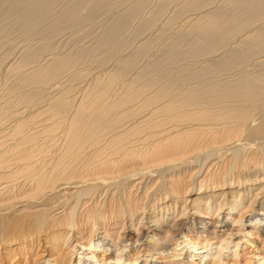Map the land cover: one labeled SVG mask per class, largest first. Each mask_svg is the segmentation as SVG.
<instances>
[{
    "label": "bare ground",
    "instance_id": "obj_1",
    "mask_svg": "<svg viewBox=\"0 0 264 264\" xmlns=\"http://www.w3.org/2000/svg\"><path fill=\"white\" fill-rule=\"evenodd\" d=\"M119 2L0 0V18L18 13L49 47ZM170 5L168 27L189 15L143 64L120 53L122 15L88 48L38 61V41L0 56V72L17 76L14 105L0 106V146L13 140L0 148V264L31 252L29 264H264V0H155L144 27ZM106 50L112 66L84 80L82 60ZM186 57L196 61L177 69Z\"/></svg>",
    "mask_w": 264,
    "mask_h": 264
},
{
    "label": "rangeland",
    "instance_id": "obj_2",
    "mask_svg": "<svg viewBox=\"0 0 264 264\" xmlns=\"http://www.w3.org/2000/svg\"><path fill=\"white\" fill-rule=\"evenodd\" d=\"M114 1V0H113ZM116 1V0H115ZM117 1H120L119 3H117L118 5L116 6V7H114L112 10H110V13H109V10H107V6L106 5H104L105 7H103V6H100V7H98L97 9H95L94 10V12H93V14H95V12H96V16L95 15H93L92 14V12H89V14L91 13V15H93V16H86L85 15V19H86V21L85 20H83L84 18H81L80 20H78L77 22H75V24H73V25H69L68 27H67V30L68 31H66V30H64V31H66V32H61V33H59V34H57L56 35V37H54L55 39H50V40H48L49 42L48 43H50L49 44V47H47L46 45H45V42L44 41H47V40H43V38H42V40L43 41H41V36L42 35H39V34H37V33H35L36 31V28H35V30H32L31 29V27H29L28 25H23L22 23H18V22H20V21H18V20H20V19H18L19 17H18V13H16L17 15H13V16H11L10 17V19H7V21H6V19H2V18H0V19H2V20H0L1 22H0V56L3 54H7L8 53V55H11V56H9L8 57V60H11V59H13V57L15 56V58L16 57H18L19 56V54H20V52H21V49H23L24 47H27V46H30V45H32V46H38V44L40 45V48H41V46H43L41 49L42 50H40V53H41V56H39L38 57V61H41V60H43V59H45V58H47V57H49L51 54H52V52L50 51L51 49H53L54 51V53H55V49H57V48H61L62 49V51H66L69 47L71 48V46L73 47V46H75V45H77V47L78 48H80V46H81V48L83 47V48H88V47H90V45L91 44H93L92 42H94L95 41V39H96V37L98 36V34L100 33V32H102L101 30L103 29V27H104V25H106L107 23H108V21L110 22L111 20H112V18L113 17H117V16H123V18L125 19V26L126 27H124V28H122V27H120L119 29H120V36H121V39L123 40V43L124 44H122L121 45V47H120V50L122 51V52H120L121 54L123 53V54H129V53H131V52H135V51H137V53H138V57H140L139 58V60L138 61H140V63L141 64H143L149 57L151 58V57H153V55L154 54H156V55H158L160 52H161V50H160V48L161 49H163L165 46H166V44H168V42H170L172 39H173V36H175L174 35V33H176V31H178V29H179V27L178 26H181L184 22H185V20H184V18L185 17H187V15H189L188 13L187 14H185V17H183L184 16V14H182L180 17H179V19H176L175 21H176V23L174 24H172V26H174V25H176V26H174L173 28H171V27H168L169 25L166 23V20H167V15H170L169 13L171 12V5L166 9V11L164 10L163 11V13H161V16L157 19L158 20V22H157V20L155 21V26L152 28L151 27V29L150 28H148V29H146L145 27H144V22H146L147 21V19L149 18L148 17V15L150 16V12H152L151 10H153L152 8H154V4H155V0H148V1H146L145 3H144V5L142 6V8L139 10V13L138 14H135V15H131L130 16V14L132 13L133 14V12H131V10H129V8L131 7V5L133 4V2L134 1H137V0H117ZM123 1V2H122ZM151 2V3H150ZM154 4H153V3ZM132 3V4H131ZM121 4V5H120ZM119 5H120V7H119ZM128 5H130V7H128ZM151 5V6H150ZM125 6V7H124ZM153 6V7H152ZM104 8H105V10H104ZM123 8V9H122ZM98 9L100 10V11H98ZM119 9V10H118ZM131 9V8H130ZM168 9H170V10H168ZM127 10V11H126ZM126 11V12H125ZM55 12L56 11H54L53 10V12H52V14H55ZM123 12V13H122ZM129 12V13H128ZM192 12V13H191ZM190 12V14H191V16L193 15V16H195V13L196 12H194V11H191ZM104 13H106V14H104ZM125 13V14H124ZM127 13L129 14L128 15V17H127ZM140 13H142V14H140ZM194 13V14H193ZM88 14V15H89ZM97 15H99V16H97ZM105 15H106V17H105ZM137 15H139L138 17H137ZM18 18H17V17ZM135 18H134V17ZM163 16V17H162ZM192 16V17H193ZM16 17V18H15ZM93 17V18H92ZM101 17V18H100ZM133 17V18H132ZM12 18V19H11ZM87 18H89V19H87ZM91 18V19H90ZM106 18H107V20H106ZM132 18V19H131ZM182 18V19H181ZM106 21H105V20ZM131 19V20H130ZM135 19V20H134ZM93 20H95V21H93ZM101 20V21H100ZM130 20V21H129ZM134 20V21H133ZM137 20V21H136ZM142 20V21H141ZM146 20V21H145ZM160 20V21H159ZM184 20V21H183ZM6 21V22H5ZM82 21H83V24H82ZM88 21V22H87ZM91 23H90V22ZM93 21V22H92ZM129 21V23H128V25H127V22ZM140 22V24H139V22ZM144 21V22H143ZM85 22V23H84ZM162 22V23H161ZM165 22V23H164ZM6 23V24H5ZM88 23V24H87ZM104 25H103V24ZM138 23V24H137ZM161 23V24H160ZM13 24V25H12ZM22 24V25H21ZM86 24V25H85ZM101 24V25H100ZM143 24V25H142ZM166 24V25H165ZM20 25H21V27H20ZM79 25V26H78ZM92 25V26H91ZM130 25V26H129ZM168 25V26H167ZM178 25V26H177ZM26 26H28L29 28H30V30H29V28L28 27H26ZM73 26V27H72ZM77 26V27H76ZM89 26H90V28H89ZM99 26V27H98ZM123 26V25H122ZM140 26V28H137V27H139ZM144 28H143V27ZM8 27V28H7ZM24 27V28H23ZM70 27H72L71 28V30L69 29ZM88 27V28H87ZM167 27V28H166ZM21 28H23V30H21ZM159 28V29H158ZM161 28V29H160ZM169 28V29H168ZM3 29V30H2ZM20 29V30H19ZM28 29V30H27ZM66 29V28H65ZM121 29H126V30H121ZM140 29V30H139ZM144 29V30H143ZM156 29V30H155ZM167 29V30H166ZM11 30H13V32L11 31ZM31 30H32V32H31ZM70 30V31H69ZM72 30H74L73 32H72ZM82 30H84L83 32H82ZM90 30V31H89ZM96 30V31H95ZM131 30V31H130ZM136 30H137V32H136ZM146 30V31H145ZM148 30V31H147ZM155 30V31H154ZM158 30H160V31H158ZM163 30V31H162ZM11 31V32H10ZM78 31V32H77ZM95 31V32H94ZM23 32V33H22ZM71 32V33H70ZM99 32V33H98ZM124 32V33H123ZM7 33V34H6ZM10 33V34H9ZM73 33L74 34H76V36H74L73 35ZM77 33H78V35H77ZM86 33V34H85ZM139 33V34H138ZM3 34L5 35H7L9 38H7V36L5 35V37L3 36ZM68 34V35H67ZM88 34V35H87ZM122 34V35H121ZM132 34V35H131ZM155 34V35H154ZM10 35V36H9ZM15 35V36H14ZM23 37H25V38H23ZM31 35V36H30ZM35 35H36V37H35ZM39 35V36H38ZM134 35V36H133ZM163 35V36H162ZM38 36V37H37ZM140 38H139V37ZM155 36V37H154ZM172 38H171V37ZM30 37V38H29ZM34 37V38H33ZM58 37H60V38H58ZM65 37V38H64ZM72 37H74V38H72ZM12 38V39H11ZM20 38V39H19ZM27 38H29V39H27ZM67 38H70V39H67ZM81 38V39H80ZM22 39V40H21ZM26 39V41H24ZM40 39V40H39ZM63 39V40H62ZM79 39V40H78ZM3 40V41H2ZM14 40V41H13ZM68 40V41H67ZM73 40V41H72ZM74 40H76V41H74ZM131 40V41H130ZM148 40V41H147ZM152 40V41H151ZM156 40V41H155ZM4 42V45H3V43L2 42ZM7 41H8V43H10V44H8L7 43ZM13 41V43L15 44H11V42ZM35 41V42H34ZM38 41H39V43H38ZM69 41H71V44H70V42ZM92 41V42H91ZM150 42L149 43V45H151L150 46V48L152 49H150L148 46H147V49H146V51H145V47H143L144 49H141L140 48V50H142V51H140L139 49L138 50H136L137 48H139L140 47V45H142V43H145V42ZM6 42V43H5ZM25 42V44H23ZM51 42H52V44H51ZM134 42H136V43H134ZM34 43V44H33ZM53 43H54V45H53ZM59 43H62V45L61 44H59ZM89 43V44H88ZM19 44H22L21 46L19 45ZM63 44H65V45H63ZM154 44V45H153ZM12 45V46H11ZM17 45H19V47L17 46ZM24 45V46H23ZM27 45V46H26ZM62 47H61V46ZM79 45V46H78ZM83 45V46H82ZM162 47H161V46ZM16 48V49H14V47ZM18 48H17V47ZM57 46V47H56ZM64 46V47H63ZM65 46H67V47H65ZM69 46V47H68ZM85 46V47H84ZM160 46V47H159ZM22 47V48H21ZM76 47V46H75ZM156 47V48H155ZM48 48H49V50H48ZM63 48H64V50H63ZM66 48V49H65ZM10 49H12V51L10 50ZM14 49V50H13ZM61 49H60V51H61ZM159 50H160V52H159ZM224 51V49H220L219 51ZM15 51H17V52H15ZM50 51V52H49ZM57 51H59V50H57ZM129 51V52H128ZM149 51V52H148ZM221 51V52H222ZM2 52V53H1ZM11 54H10V53ZM103 53H104V51H102ZM108 53V50H106L105 51V53ZM110 52V51H109ZM128 52V53H127ZM155 52H157V53H155ZM44 53L46 54V55H44ZM103 53L101 54V55H103ZM104 53V54H105ZM106 53V55L105 56H108V57H105V56H99V55H97L96 54V56L95 57H93V56H87L88 58H84L82 61V63H81V65L82 66H80L79 68L80 69H83L86 73L88 72V74H86V76L84 77V80H89V78L91 79L92 78V76H93V74L95 73H97V71H99L100 70V68H106V67H109V66H112V64L114 63V61L116 60L115 59V57L116 56H114V55H112L111 57L112 58H114V59H111L109 56V53L107 54ZM140 53V54H139ZM149 53V54H148ZM152 55H151V54ZM99 54V53H98ZM40 55V54H39ZM140 55V56H139ZM114 56V57H113ZM142 56V57H141ZM144 56H145V58H144ZM155 56V55H154ZM12 57V58H11ZM90 57H92V59L90 58ZM102 57H104L103 59L105 60V58H106V62L109 60V62L108 63H106L105 61H103V59H102ZM200 57H201V59H202V56H199V57H197V58H195V59H198V60H200ZM11 58V59H10ZM14 58V59H15ZM95 58H99L98 60H97V62L96 61H94V60H96ZM144 58V59H143ZM187 58V59H186ZM186 58H184L185 60H183L182 59V61H181V63H179L178 61V63H177V69H178V67H182V65L183 64H185V63H187L186 65H190L191 66V64H193L194 63V61H196V60H193V59H191V58H189V57H186ZM102 59V60H101ZM108 59V60H107ZM111 60V61H110ZM193 60V61H192ZM84 61H87V62H84ZM99 61H101L100 63H98ZM192 61V62H191ZM90 62V63H89ZM182 62H185V63H182ZM189 62H191V63H189ZM93 63L96 65H93ZM98 63V64H97ZM102 63H103V65H102ZM104 63H106V64H104ZM110 63V64H109ZM139 63V62H138ZM137 63V64H138ZM138 64V66L136 67V66H134V68L135 69H137L141 64ZM83 64H84V66H83ZM89 64V65H88ZM136 64V65H137ZM175 64H176V62L174 63V66L173 67H175ZM90 65L91 66H93L92 68L90 67ZM98 65H101V66H103V67H99ZM107 65V66H106ZM179 65V66H178ZM87 66V69L85 68ZM193 66H195V64L193 65ZM97 67V68H96ZM99 67V68H98ZM96 68V69H95ZM133 68V70H135ZM90 69V70H89ZM93 69V70H92ZM97 70V71H96ZM92 71V72H91ZM95 71V72H94ZM5 73H7V72H0V98H2V97H4L3 98V102L0 100V102H2V103H0V104H2V105H0V106H3V107H5V106H8V108L9 107H11L12 105H14V103H13V101L11 100L12 98H10L9 96H11L12 94H13V96H14V93L15 92H13L12 94H10L9 92H10V90L9 89H7V88H10L9 87V85H11V84H14V82L12 81V80H14V77H12V75H13V73L11 74V73H8L9 75L11 74V76L9 77L8 76V78L7 77H5L6 76V74ZM5 74V75H4ZM7 74V75H8ZM90 74V75H89ZM94 74V75H95ZM14 75H16L15 73H14ZM17 77V76H16ZM16 77H15V79H16ZM13 78V79H12ZM86 78V79H85ZM8 80V81H7ZM81 80V79H80ZM79 80V81H80ZM10 82V83H9ZM9 84V85H8ZM31 86H33V85H31ZM11 87L13 88L14 87V85H11ZM11 89V88H10ZM9 90V91H8ZM12 90V89H11ZM45 90H49V91H51V89H45ZM44 89H42V92H41V97L43 96V95H46L47 93H49V91L47 92V91H45ZM44 91V92H43ZM75 91V90H74ZM4 92H7V93H9L10 95H7V93H4ZM44 93V94H43ZM46 93V94H45ZM3 94H6V96L5 95H3ZM16 94V93H15ZM1 95H2V97H1ZM7 96L9 97V98H7ZM36 97H39L40 98V95L39 96H36ZM44 97V96H43ZM10 99V100H9ZM41 99V98H40ZM40 99H38V100H36V101H39ZM9 100V102H11L10 103V105H9V102L7 103L6 101H8ZM36 101H34V102H36ZM41 101V100H40ZM6 103V104H5ZM8 104V105H7ZM24 105V104H23ZM22 107V109L24 108L23 106H22V104H19V107ZM20 107V108H21ZM22 109H20L21 111H22ZM0 135H2V134H0ZM8 138V137H7ZM7 138H5V139H7ZM1 140V139H0ZM9 140V141H8ZM8 140H6V142H9V143H11L13 140L12 139H10V138H8ZM5 142V144H3V145H1L0 146V148L2 149V148H6L5 146H7V145H9V143H6ZM3 146V147H2ZM252 239L251 240H253L254 241V238L253 237H251ZM248 245V246H247ZM247 245H246V247L244 248V250H245V254H243V255H246L247 257H254L253 258V262H254V260H258V258L260 257V254L259 253H256V251L254 250L255 248H254V245H252L250 242H248L247 243ZM250 245L252 246V247H250ZM257 247H259V249L260 248H262L263 247V244H261V243H259V244H255ZM264 252V251H263ZM31 256H30V258H24V257H21L20 258V260H18L17 262H15V263H13V262H7L6 260H5V264H29V263H32V260H33V258H34V255H33V258H32V252L31 253H29ZM32 258V259H31ZM1 260H3V259H1ZM260 261L259 262H261V259H259ZM246 261V258H239L238 259V261H236L234 264H243L244 262Z\"/></svg>",
    "mask_w": 264,
    "mask_h": 264
}]
</instances>
